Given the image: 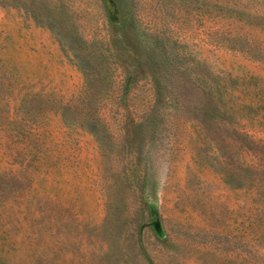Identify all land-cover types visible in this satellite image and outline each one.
Returning <instances> with one entry per match:
<instances>
[{
    "label": "rangeland",
    "instance_id": "obj_1",
    "mask_svg": "<svg viewBox=\"0 0 264 264\" xmlns=\"http://www.w3.org/2000/svg\"><path fill=\"white\" fill-rule=\"evenodd\" d=\"M0 264H264V0H0Z\"/></svg>",
    "mask_w": 264,
    "mask_h": 264
}]
</instances>
